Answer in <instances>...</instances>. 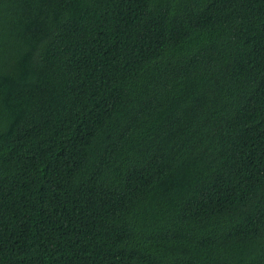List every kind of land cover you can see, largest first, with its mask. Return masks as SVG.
<instances>
[{"label":"trees","instance_id":"16d2710c","mask_svg":"<svg viewBox=\"0 0 264 264\" xmlns=\"http://www.w3.org/2000/svg\"><path fill=\"white\" fill-rule=\"evenodd\" d=\"M0 264H264V0H0Z\"/></svg>","mask_w":264,"mask_h":264},{"label":"bare ground","instance_id":"6f19581e","mask_svg":"<svg viewBox=\"0 0 264 264\" xmlns=\"http://www.w3.org/2000/svg\"><path fill=\"white\" fill-rule=\"evenodd\" d=\"M202 2V1H201ZM246 7V6H245ZM203 8V7H202ZM202 11V10H201ZM245 18V17H244ZM248 23V22H247ZM249 24V23H248ZM235 27V26H234ZM209 29V28H208ZM98 49V48H97ZM45 60V59H44ZM53 78V77H52ZM260 109V108H259ZM192 136V135H191Z\"/></svg>","mask_w":264,"mask_h":264}]
</instances>
